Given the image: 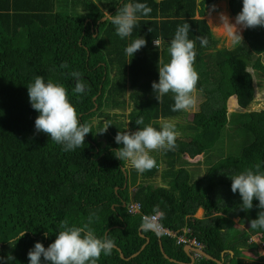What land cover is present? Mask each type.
I'll list each match as a JSON object with an SVG mask.
<instances>
[{
	"label": "trees",
	"instance_id": "trees-1",
	"mask_svg": "<svg viewBox=\"0 0 264 264\" xmlns=\"http://www.w3.org/2000/svg\"><path fill=\"white\" fill-rule=\"evenodd\" d=\"M217 1L9 0L6 8L0 7V264H30L29 251L37 242L45 248L53 243L64 220L69 226L89 224L97 237L114 240L126 258L150 240L129 261L114 248L111 255L102 254L97 264H179L165 255L192 263L185 246L176 239L162 236L164 254L159 237L151 230H141V216L127 211L133 201L148 215L158 206L164 214L160 218L164 227L178 234L189 229L188 235L204 244L205 252L215 259L224 255L234 264H264V256L252 262L236 261L243 249L259 247L251 242L253 235L264 242V228L240 231L226 217L238 214L250 223L264 211L256 199L251 210H242V198L239 192H232L230 178L248 168L255 171L257 163L264 172V109L250 111L255 87L249 71L253 65L264 73V64L260 58L253 60L251 51L264 53V26L247 28L246 41L233 50L218 48V40L203 18ZM96 2L112 15L123 3H145L152 12L141 16L131 36L121 39L110 19L100 23L105 13ZM242 7L243 0H229L234 17ZM88 19L98 31L90 21L86 23ZM186 22L191 25L189 39L196 42L197 91L205 94L206 102L192 122L177 124L186 140L182 149L153 152L157 166L139 174L115 157L114 150L123 145L114 136L150 123L159 130L161 116L185 117L184 111L171 110L174 94H166L160 103L152 83L159 81V60L170 62L169 44L178 26ZM140 37L147 41L146 46L128 57L125 49ZM198 37L207 38V45L202 46ZM155 39H160V48L152 45ZM65 63L69 67H61ZM72 71L82 73L86 85L82 94H73L77 81ZM37 75L45 82L63 84L81 123H91L92 133L83 147L65 152L48 134L37 133L39 113L31 106L27 88ZM128 80L137 89L131 95L134 109L127 123L104 109L121 108ZM230 97L232 101L237 98L239 108L247 112L235 115L241 124L235 136L243 139L242 147L225 156L217 147L230 123ZM97 117L112 118L108 130L113 136L100 133L105 124ZM141 117L144 125H137ZM103 139L108 142L106 147ZM186 154L190 158L206 155L210 166L203 178L193 181ZM161 168L165 186L156 188L152 181ZM200 209L204 210L202 219L195 217ZM24 231L15 245L9 244ZM41 260L49 264L43 257ZM194 264L219 263L201 257Z\"/></svg>",
	"mask_w": 264,
	"mask_h": 264
},
{
	"label": "clouds",
	"instance_id": "clouds-1",
	"mask_svg": "<svg viewBox=\"0 0 264 264\" xmlns=\"http://www.w3.org/2000/svg\"><path fill=\"white\" fill-rule=\"evenodd\" d=\"M151 12L152 9L145 3H123L115 15L106 16V19L107 21L110 19L116 28V34L123 39L131 36L141 16L146 17ZM220 19L223 24L228 25L230 34L232 29L236 30L235 38L238 42L243 41L237 26L243 28L264 26V0H243L242 11L236 16L235 24L230 23L229 18L223 13ZM190 29L191 25L187 22L178 26L168 47L170 62L164 63L159 60V81L152 83L160 103L166 94H174V106L171 109L173 112L189 111L197 105L199 73L194 67L197 56L196 42L189 39ZM198 39L202 46L207 45V38L198 37ZM146 44L147 41L143 37L135 39L125 49L126 55L132 58ZM154 45L160 48V39H155ZM61 67L69 66L65 63ZM71 76L77 81L73 94L84 93L86 85L81 80L82 73L72 71ZM27 88L31 106L39 113L35 120L37 133L48 134L53 142L63 146L65 152L83 147L86 136L92 133V125L90 122L81 123L80 114L70 101L66 87L51 80L45 82L43 76L37 75L34 82L27 85ZM135 123L144 125L143 117ZM109 126H111L109 123H105L104 130L100 133L107 132ZM179 135L176 122L172 120H161L159 130L150 123L135 132L120 131L115 137V142L123 146L114 150V155L139 174H143L157 166L156 158L152 153L174 150ZM254 167L255 171L253 168H248L230 177L231 190L233 193L239 192L243 201L241 207L245 211L253 208L254 199L259 201L258 207L264 209V172L260 170L259 163ZM153 212V215L143 218L141 227L145 231L155 230L159 235L162 226L158 220L164 214L158 206L153 209ZM250 228H264V211L259 212L257 219L250 221ZM60 229L62 230L59 231L55 241L47 248L43 243L35 244L28 253L30 264H42V257L49 264H97L102 254L111 255L115 248L114 240L107 236L97 237L87 223L83 226H69L68 221L64 220L60 222ZM25 234V231L21 232L15 240L8 241L9 244L15 245ZM251 242L264 244L260 236L252 237ZM240 258L245 259L244 262L258 260V257L248 259L242 256Z\"/></svg>",
	"mask_w": 264,
	"mask_h": 264
},
{
	"label": "rangeland",
	"instance_id": "rangeland-1",
	"mask_svg": "<svg viewBox=\"0 0 264 264\" xmlns=\"http://www.w3.org/2000/svg\"><path fill=\"white\" fill-rule=\"evenodd\" d=\"M204 1V0H203ZM202 2V1H201ZM200 0H199V3H201ZM98 6H100V8L103 10V12L105 13V17L106 16H109V15H112L111 13L107 12V11H104V8L103 6L96 2ZM71 11L70 8H67ZM82 9H80V12L83 13V14H86L85 11H81ZM79 12V13H80ZM224 14L226 15L228 18H229V21L230 23L232 24H235V19L236 17H234L230 11V8H229V0H218L213 6H210L207 8L206 10V14L205 16L203 17L208 25L210 26L213 34H214V37L218 40V48H226L228 50H233L236 48V46L238 45V43H243L245 42V31L247 28H243L242 26H237L238 28V31H239V34L242 36L243 38V41H237L236 38H235V29H232V34L229 33V27L226 23L223 24V21L220 19V14ZM214 15V16H213ZM199 17V16H198ZM107 20V19H106ZM106 20L103 21V19L100 21V23H103L105 22ZM92 23V21H90ZM87 23V21H86ZM92 23V28L94 31H98V27H95ZM98 35H95V37H97ZM152 45H154V41L152 42ZM156 47V46H155ZM251 49V48H250ZM252 52H254L255 56L253 57V60H256L257 58H260L261 62L264 64V53L263 54H260L258 55L254 50L251 49ZM249 71L253 74V84H254V87H255V100L253 102V105H252V108L250 109V111H255V110H261V109H264V73L259 71L258 69H256L253 65H251V67L249 68ZM137 88H133V92L136 91ZM196 96H197V105L195 108L189 110V111H184L185 113V117L180 120V119H177V118H170V117H159L158 118V121H161V120H172V121H175L176 122V126L177 124H184V125H187V123L189 122H192L193 121V118L197 115V113L201 110L203 104L206 102V96L203 92L201 91H197L196 93ZM132 97L130 96L128 98V101H132ZM129 105V103H128ZM229 106L228 108V115H229V118H230V123L229 125L226 127L225 129V139L223 140L222 144H220L217 149H222L224 151V155H228L230 152H234L237 151L238 149H240L242 147L241 144H243V139L241 140L239 137H236L235 136V131L236 130H239V128L241 127V124H237L238 120H235L236 117L235 115L238 114V113H241V111L243 113H246L247 111L245 110H242L241 108H239V105H238V100L236 98L235 101H232V97L229 98V101H228V104ZM97 109V107H96ZM107 109H111V108H107ZM104 112H108L111 114L110 111H107L104 109ZM99 116V115H98ZM127 118V116H125ZM99 118V117H97ZM105 123H108L109 120H104L102 121ZM95 125V124H94ZM107 134L108 135H111L112 132L110 130L107 131ZM113 136V134H112ZM181 135H179V137L177 138L176 140V146L175 148L176 149H182V146L184 145L185 143V138L182 137ZM115 138V136H114ZM162 153V151H159ZM214 154L216 155L217 152H214ZM217 156V155H216ZM185 159H187V161L190 163V166L189 169L191 170L190 173L192 174V179L193 181H196V180H199L201 178H203L206 174V170L209 168V164L207 163V157L206 155H200V156H197L195 158H190L189 155H184ZM211 161V160H210ZM217 161V160H216ZM213 162V161H211ZM125 169V168H124ZM163 171V168L160 169L159 173ZM124 172H126V169L124 170ZM158 173V174H159ZM156 175L155 178L153 180H155L159 175ZM127 178H128V175L126 174ZM160 179V180H159ZM158 184H162L165 186V183L163 182V179H162V175L160 177H158V181H157ZM133 191L135 190V188L132 189ZM202 210L200 209L199 212H198V216H201V213ZM200 214V215H199ZM226 217H229L232 219L233 221V224L235 226H238L240 229L242 228H245V224L243 221H241V217L238 216V214H230ZM243 224L245 226H243ZM248 228V227H247ZM253 237H256L253 235ZM242 252V251H241ZM244 254H242L243 257L245 258H248V259H255L258 257L261 256V255H264V244L263 245H260L259 244V248L258 249H253V250H248V251H244L243 252ZM257 256V257H256ZM245 261V259H243ZM233 261V260H232ZM236 261L238 262H241V258L239 257V259H237ZM247 262H250V261H247ZM232 264H234V262H232Z\"/></svg>",
	"mask_w": 264,
	"mask_h": 264
},
{
	"label": "built area",
	"instance_id": "built-area-1",
	"mask_svg": "<svg viewBox=\"0 0 264 264\" xmlns=\"http://www.w3.org/2000/svg\"><path fill=\"white\" fill-rule=\"evenodd\" d=\"M127 211L131 215H140L142 220L145 216H151V215L143 213L141 204L135 201L131 202L127 206ZM158 223L162 226V230H161L162 236L166 235L167 237L174 238L176 239L178 244H183L184 246H191L194 248H199V249L204 250V244L199 242L196 238H193L188 235V232H190L189 229H184V233L178 234L177 232L164 227L161 223L160 218L158 220Z\"/></svg>",
	"mask_w": 264,
	"mask_h": 264
},
{
	"label": "flooded vegetation",
	"instance_id": "flooded-vegetation-1",
	"mask_svg": "<svg viewBox=\"0 0 264 264\" xmlns=\"http://www.w3.org/2000/svg\"><path fill=\"white\" fill-rule=\"evenodd\" d=\"M110 13V12H109ZM89 21H92V20H90V19H88L87 20V22H89ZM93 22V21H92ZM132 91H133V87H132V83L128 80V84H127V92L125 93V95L120 99L121 100V102L123 103L122 105H121V108L119 107V108H117V109H105V110H107V111H110L111 112V116L113 117V115L114 114H117L118 116V118H119V120H120V122H127L128 123V121H129V116L131 115V113L133 112V109H134V102H133V100L132 101H128V98L132 95ZM128 103H129V105H128ZM125 116H127V118L125 117ZM99 120H102V121H104V120H109V121H111L112 120V118L111 119H106V118H104V117H102V118H99ZM101 138H99V140H100ZM104 148V147H103ZM241 221H242V219H241ZM246 223V224H245ZM246 226H245V225ZM244 224H243V226H245V228H242V229H240L238 226H235L234 225V227H236L237 229H240V231H243V230H246V231H248V230H250V223H248V222H244ZM247 227H249V229L247 228ZM248 250H250L249 248H247V249H243V251H248ZM262 256H264V255H261L260 257H262ZM259 257V258H260ZM224 261H228L227 260V257H224ZM228 262H230V260L228 261ZM228 262H227V264H228Z\"/></svg>",
	"mask_w": 264,
	"mask_h": 264
},
{
	"label": "water",
	"instance_id": "water-1",
	"mask_svg": "<svg viewBox=\"0 0 264 264\" xmlns=\"http://www.w3.org/2000/svg\"><path fill=\"white\" fill-rule=\"evenodd\" d=\"M201 1H203V0H200V2H201ZM104 20H106V18H104L103 21H104ZM235 97H236V96H235ZM103 140L105 141V143H107V141H106L105 139H103ZM124 170H125V169H124ZM248 229H249V227H248ZM151 231L154 232V233L159 237V239H160V245H161V248H162V252L165 254V251H164V249H163V244H162V241H161V239H162V234H159V235H158V234H157V231H155V230H151ZM149 242H150V240L148 239V240H147V243L142 247V249H141L139 252H137L136 254H134L133 256H131L130 258H126L125 255L123 254V252H122V250H121L120 248H118L117 246H115V248L119 251V253H120L122 259H125V260H128V261H129L131 258H135L136 256H138L139 253H140L142 250L145 249V247L147 246V244H148ZM184 249H185L186 253L188 254V256L191 258L192 263H183V262H179V261H177V260H175V259H171L168 255H165V257L168 258L171 262H176V263H179V264H194L195 261H196L198 258H201V257H204V258H206V259L212 260V261L217 262V263H219V264H224L223 261L218 260V259H215V258L212 257L211 255H209L207 252H205V250H203V249L194 248V247H191V246H185ZM231 253H232V255H234L233 252H231Z\"/></svg>",
	"mask_w": 264,
	"mask_h": 264
},
{
	"label": "crops",
	"instance_id": "crops-1",
	"mask_svg": "<svg viewBox=\"0 0 264 264\" xmlns=\"http://www.w3.org/2000/svg\"><path fill=\"white\" fill-rule=\"evenodd\" d=\"M8 3H9V0H0V7H4V8H6V7L8 6ZM190 166H191V165H190ZM190 166H187V167L189 168ZM161 169H162V168H161ZM161 173H162V172H160L159 174H161ZM159 174H158V175H159ZM160 176H161V175H159L158 177H160ZM158 177H157L155 180L152 181L153 185H154L156 188H157V187L164 186L163 183H162V184H158V183H157V181H158ZM159 180H160V179H159ZM201 210H202V212H203V213L201 212V213H202L201 216H198V212H199V210H198V212H197L196 215H195V217L198 218V219H202V218L204 217V210H203V209H201ZM199 215H200V214H199ZM141 230H143V229L141 228ZM148 239H149V238H147L146 240H148ZM146 243H147V241H146ZM146 243H145V244H146ZM145 244H144V245H145ZM144 245H143V246H144ZM143 246H142V247H143ZM160 246H161V245H160ZM141 249H142V248H141ZM163 249H164V248H163ZM161 250H162V248H161ZM142 251H143V250H142ZM142 251H141V252H142ZM164 251H165V250H164ZM141 252H140V253H141ZM140 253H139V254H140ZM135 254H136V253H135ZM133 255H134V254H133ZM133 255H132V256H133ZM231 255H232V253H231ZM234 256H235V255H232V257H234ZM130 257H131V256H130ZM130 257H128V258H130ZM136 257H137V256H136ZM131 259H133V258H131ZM131 259H130V260H131ZM127 261H128V260H127ZM221 261H223V263L225 262V261H224V255H222ZM224 264H225V263H224ZM228 264H232V261L230 260V262H228Z\"/></svg>",
	"mask_w": 264,
	"mask_h": 264
},
{
	"label": "bare ground",
	"instance_id": "bare-ground-1",
	"mask_svg": "<svg viewBox=\"0 0 264 264\" xmlns=\"http://www.w3.org/2000/svg\"><path fill=\"white\" fill-rule=\"evenodd\" d=\"M79 9H82V8H79ZM221 15V14H220ZM214 16V15H213ZM104 141V140H103ZM107 141V140H106ZM105 142V141H104ZM107 144H108V142L107 143H105V145H104V147H106L107 146Z\"/></svg>",
	"mask_w": 264,
	"mask_h": 264
}]
</instances>
